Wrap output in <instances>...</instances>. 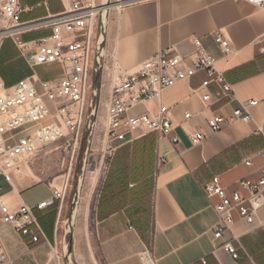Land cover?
<instances>
[{"label":"crops","instance_id":"crops-1","mask_svg":"<svg viewBox=\"0 0 264 264\" xmlns=\"http://www.w3.org/2000/svg\"><path fill=\"white\" fill-rule=\"evenodd\" d=\"M25 11L22 22L55 15L64 10V0H19ZM100 73L99 109L106 110L111 73L114 68L136 71L145 60L174 48L181 56L194 53L193 39L216 59L235 96L240 101H257L250 107L249 123L233 122L212 134L207 120L213 115L231 116L237 101L218 97L210 87L213 102L204 104L193 93L203 80L198 73L190 80L165 90L146 106H137L129 114L146 110L156 114L159 106L167 108V117L179 143L141 129L126 133L125 141L114 142L115 150L103 176L96 201L91 229L77 225L73 232L59 229L67 216L62 203L35 211L46 241L31 243L28 237L0 222V238L10 258L8 264H65L64 252L71 253L73 264H145L139 259L144 248L151 252L152 264H192L204 259L206 264H264V207L252 224L232 212L233 222L214 239L219 216L214 207L216 195L208 196L204 186L215 177L227 195L246 191L238 183L255 181L264 164L259 154L264 150V55L259 38L264 33V11L242 0H111ZM220 31L235 51L224 57L212 34ZM48 31L22 36L27 42ZM56 65L39 66L35 78L47 80L58 75ZM31 70L19 57L9 39L0 40V79L9 88L31 78ZM192 117L184 120V115ZM196 131L206 139L193 146L189 136ZM159 158L164 162L159 163ZM250 161V165L245 162ZM97 173V172H95ZM96 176V174H95ZM64 178L45 180L34 170H16L9 181L0 179L1 191L16 199L6 205L14 211L21 203L34 206L60 189ZM72 233V234H71ZM226 243L242 247L239 259L222 249ZM56 254L59 259H56Z\"/></svg>","mask_w":264,"mask_h":264},{"label":"built area","instance_id":"built-area-1","mask_svg":"<svg viewBox=\"0 0 264 264\" xmlns=\"http://www.w3.org/2000/svg\"><path fill=\"white\" fill-rule=\"evenodd\" d=\"M64 1L66 6L62 12L22 22L21 15L25 9L20 1L0 0V21L8 25L4 26L0 35L17 37L15 45L18 53L33 74L31 78L9 88L4 87L0 79V179L9 181L10 174L18 170L20 159L37 152L39 147L64 141L71 150L63 184L60 189H52L46 200L34 206L21 203L18 209L12 211L0 195V222L9 225L15 233L28 237L31 243L46 241L35 211H43L56 203L60 210L70 186L74 152L78 146L83 148L82 140L89 142L93 136L99 108L102 86L100 73L108 24L104 2ZM242 1L264 11V0ZM43 31L49 34L27 42L21 39L22 35ZM212 38L224 57L233 56L235 51L222 32H213ZM193 44L195 50L189 57L181 56L174 48H169L142 62L134 72L118 68L112 70L104 117V155L111 157L115 150L113 143L124 142L126 133L138 129L154 132L158 138H168L173 146L178 144L179 138L174 134V127L164 106L160 105L156 114L148 110L135 115L129 113L137 106H146L148 101L160 98L165 90L190 80L198 73H204L206 79L193 93H198L204 104H212L210 87L214 86L218 90L217 98L237 101L239 105L231 116L213 115L207 120L212 134L233 122L251 121L249 108L258 102L238 100L224 72L217 68L216 59L207 53L201 40L194 38ZM259 44L260 53L264 55V33L259 38ZM48 65H56L58 75L47 80L36 79V68ZM191 117L190 113H186L183 118L189 120ZM259 133L264 137L263 129ZM205 139V134L200 131L189 136L193 146L200 145ZM259 156L264 162V150ZM163 162L164 159L159 158V163ZM245 164L249 166L250 161ZM238 185L246 191L245 197L238 192L227 195L217 177L204 186L208 196L216 195L220 200L214 207L219 216L214 228V239L221 237L223 230L228 229L233 222L232 212H237L246 223H254L258 212L264 207V164L255 181L242 180ZM259 226L264 233V222ZM222 249L237 261L242 247L235 248L231 243H226ZM55 257L59 259L57 254ZM139 259L145 264H152L150 250L144 248ZM9 262L10 258L0 238V264ZM192 264H206V261L200 259ZM248 264L255 263L250 261Z\"/></svg>","mask_w":264,"mask_h":264},{"label":"rangeland","instance_id":"rangeland-1","mask_svg":"<svg viewBox=\"0 0 264 264\" xmlns=\"http://www.w3.org/2000/svg\"><path fill=\"white\" fill-rule=\"evenodd\" d=\"M109 1L111 4L106 13L107 22L111 12L110 8L112 6L111 0ZM4 26L8 25L0 21V34L4 31ZM16 38L17 37L15 36L0 35V40H11L17 49L15 45ZM31 75H33L32 72ZM104 117L105 111L98 108L95 119L96 123L93 127V136L89 138V142L82 140L83 148L80 149L78 146V149L74 152L72 168L69 176L70 186L63 202L65 203L64 205H66L68 212L66 217L64 216L60 219L59 229L61 230L67 229L69 225L70 231L73 232V229L79 224L87 225V228L90 230L95 222L94 212L97 197L103 176L111 160V157L103 154L105 142ZM70 154L71 150L69 147H66L64 141L47 144L39 147L37 152L21 158L19 170H22V172L24 170H34L38 176L50 181L58 177L64 178L68 168ZM0 195L5 205H16V199L7 192L5 187L2 189ZM75 209L76 214L71 224L70 217L73 215Z\"/></svg>","mask_w":264,"mask_h":264},{"label":"water","instance_id":"water-1","mask_svg":"<svg viewBox=\"0 0 264 264\" xmlns=\"http://www.w3.org/2000/svg\"><path fill=\"white\" fill-rule=\"evenodd\" d=\"M96 80H97V77H96ZM72 218V215L70 217V219ZM67 231L69 232L70 231V226L68 225V228H67ZM65 259H66V264H73L72 262V259H71V253L68 251V250H65Z\"/></svg>","mask_w":264,"mask_h":264},{"label":"bare ground","instance_id":"bare-ground-1","mask_svg":"<svg viewBox=\"0 0 264 264\" xmlns=\"http://www.w3.org/2000/svg\"><path fill=\"white\" fill-rule=\"evenodd\" d=\"M103 4H104V7H103V9L105 10V13L107 12V9H109V7H110V5H109V0H103ZM106 16H107V14H106ZM75 211H76V209L73 211V215H72V218H71V224H72V222H73V220H74V216H75Z\"/></svg>","mask_w":264,"mask_h":264},{"label":"trees","instance_id":"trees-1","mask_svg":"<svg viewBox=\"0 0 264 264\" xmlns=\"http://www.w3.org/2000/svg\"><path fill=\"white\" fill-rule=\"evenodd\" d=\"M56 205V204H55Z\"/></svg>","mask_w":264,"mask_h":264}]
</instances>
